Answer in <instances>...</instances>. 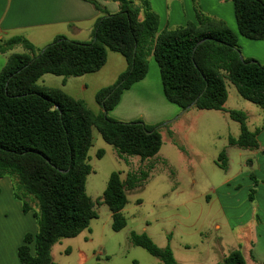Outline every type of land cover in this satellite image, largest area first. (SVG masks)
<instances>
[{
  "label": "trees",
  "instance_id": "16d2710c",
  "mask_svg": "<svg viewBox=\"0 0 264 264\" xmlns=\"http://www.w3.org/2000/svg\"><path fill=\"white\" fill-rule=\"evenodd\" d=\"M84 1L103 14L94 25L91 40L58 35L43 52L20 36L0 43L1 53L17 45L23 48L9 53L0 70V178L12 180L23 213L31 209L29 196L38 208L32 212L36 231L25 233L17 247L21 264H55L52 246L61 238L77 236L97 217L85 188L91 172L88 151L93 130L119 156H139L143 161L159 152L162 136L157 124L109 116L122 92L146 75L150 55L158 65L165 98L181 109L197 98L193 106L198 109L223 110L228 96L225 81L229 80L241 97L262 109L264 119V64L250 57L241 59L236 34L221 19L204 13L196 0L195 22L161 31L159 17L148 0H111L118 4L115 13H109L97 0ZM231 1L239 33L264 40V0ZM109 50L123 56L127 68L114 83L96 91L98 112L58 87L37 84L47 73L67 78L95 72L105 64ZM227 114L240 129L237 137L227 138L228 144L257 148L260 128L249 130L247 115L241 110H228ZM168 134L173 133L168 130ZM101 155L99 150L97 156ZM215 163L227 168L224 152ZM147 175L145 170L128 172L122 180L118 171L109 174L103 202L111 212L113 231L126 226L122 213L126 191L141 185ZM250 177L254 184L259 182L252 173ZM254 192L251 188L248 193L251 202ZM128 238L162 264H180L169 246H157L145 232L130 231ZM219 264L245 262L239 249H234Z\"/></svg>",
  "mask_w": 264,
  "mask_h": 264
},
{
  "label": "crops",
  "instance_id": "0c3cea01",
  "mask_svg": "<svg viewBox=\"0 0 264 264\" xmlns=\"http://www.w3.org/2000/svg\"><path fill=\"white\" fill-rule=\"evenodd\" d=\"M97 1L101 2L109 13L118 11L117 2ZM133 1L138 3V0ZM148 2L159 17V31L185 25L187 22H195L193 0H148ZM196 2L204 13L224 21L236 34L238 44L246 45L248 52L245 57L254 58L264 64V40L249 39L239 33L231 0H196ZM102 15V12L95 10L84 0H0V43L10 37L20 36L35 47L43 48L58 35L87 42L91 40L94 25ZM22 51V46L17 45L5 53L0 52V70L9 53ZM153 60V56L150 55L146 75L122 92L117 105L109 111V116L125 122L141 119L146 124H157L159 130L165 129L174 121L172 118L181 108L165 98L159 68ZM126 68L124 57L109 50L105 64L95 72L67 78L55 75L54 79L48 77L49 73H47L38 80L50 81L52 83L50 87L62 89L73 98L83 100L94 112H98L100 107L95 99L94 103L90 100L86 102L82 94L89 91L94 98L97 90L114 83ZM41 86H45L44 83ZM256 139L258 147L247 149L254 157L253 162H250L249 158L245 161L246 164L249 163L250 171L241 174L244 178H248L245 187L240 186L235 177L229 176L231 159L227 156V168L224 169L228 173L227 177L218 186L212 188L210 193L204 195L208 209L204 219L201 213L195 218V224H199V227L192 232L194 235H199L201 243L205 244L197 255L192 256L188 253L190 244L186 240L173 242L174 235L169 230L163 231L164 237L160 235L161 242L155 240L147 226L142 232L157 243V246H169L175 260L180 264H219L234 249H239L245 264H262L264 262V119ZM160 150L155 158L163 157ZM250 172L259 180L257 184L253 183ZM0 184L6 192V195L3 194L0 199V264H21L17 257V247L22 243L25 233L35 232L32 227L27 228V225L32 223L33 215L31 212L23 213L21 203L12 193L9 178H0ZM251 188L255 190L252 202L248 198ZM239 190L243 192L241 196ZM12 205L18 209L13 214L7 211V207ZM205 220L207 227H203ZM125 228L126 226L121 230ZM203 229L212 232L211 235L217 241L216 247L205 242L206 235ZM180 234L188 236L191 232L182 230ZM232 235L235 242L227 240ZM77 255V264H87L94 257V254L84 248H78ZM52 259L54 261L53 256ZM134 263L137 264V261Z\"/></svg>",
  "mask_w": 264,
  "mask_h": 264
},
{
  "label": "rangeland",
  "instance_id": "374dc122",
  "mask_svg": "<svg viewBox=\"0 0 264 264\" xmlns=\"http://www.w3.org/2000/svg\"><path fill=\"white\" fill-rule=\"evenodd\" d=\"M238 45L242 57H245L248 48L244 43ZM153 63L156 64L155 61ZM47 76L52 79L56 77L53 74ZM225 82L228 96L223 110H203L192 106L178 117L180 109L172 118L174 121L165 129H160L162 158L153 156L142 161L139 156H119L116 149L105 142L97 130H93V141L88 151L91 172L86 178L85 188L94 203L97 217L76 237L61 238L52 246L56 264H77L78 248L94 254L87 264H135V261L137 264H162L158 258L129 241V231L142 232L146 226L156 241L161 242L160 235L164 237L163 231L169 230L173 232V242L186 240L190 244L188 253L192 256L198 254L205 244L201 243L199 235L192 233L199 227V224H195V218L201 213L204 219L208 209L204 195L228 175L215 163L218 155L224 152L226 157H230L229 176L235 177L243 188L248 178L241 174L250 171V165L245 161L248 158L250 162L254 161L249 150L228 144L227 138L237 137L240 129L239 123L231 119L227 111L235 109L245 112L246 125L251 131L260 128L263 123L262 109L241 97L229 80ZM42 83L47 87L52 84L48 80L37 81L39 85ZM82 96L86 102L90 100L94 103L89 91ZM168 130L172 131V136ZM99 150L102 151L101 157L97 156ZM139 170L147 171L148 175L141 185L126 191L127 203L122 210L126 228L115 232L111 229V212L102 200L109 174L118 171L120 178L125 180L128 172ZM9 180L13 193L15 186ZM0 190L1 199L6 192L1 186ZM242 194L239 190V196ZM16 200L21 203V200ZM27 201L31 206L29 212L38 211L32 196ZM7 208L11 214L18 211L14 205ZM31 220L27 228L30 226L36 231L35 218L31 217ZM203 227H207L206 220ZM182 230H188L191 234H180ZM203 230L205 242L216 247L217 241L212 232ZM227 240L235 242L233 235Z\"/></svg>",
  "mask_w": 264,
  "mask_h": 264
},
{
  "label": "water",
  "instance_id": "95a60500",
  "mask_svg": "<svg viewBox=\"0 0 264 264\" xmlns=\"http://www.w3.org/2000/svg\"><path fill=\"white\" fill-rule=\"evenodd\" d=\"M202 41H203V39L200 40L198 43H201ZM44 49H45V46L41 49V52H43ZM240 57H241V59H243L241 53H240ZM196 100H197V98L194 99V101H193L192 103H190L189 105H187L185 108L181 109V113L178 114L177 116L181 115L182 113H184L185 111H187L189 108H191V107L195 104ZM55 107L57 108L58 105H55ZM102 111H103L104 114H106V110H105V109H102ZM167 122H168V121H167ZM167 122H165V123H167ZM102 200H103V199H102Z\"/></svg>",
  "mask_w": 264,
  "mask_h": 264
}]
</instances>
